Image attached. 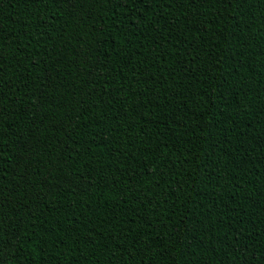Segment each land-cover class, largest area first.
<instances>
[{"label":"trees","instance_id":"16d2710c","mask_svg":"<svg viewBox=\"0 0 264 264\" xmlns=\"http://www.w3.org/2000/svg\"><path fill=\"white\" fill-rule=\"evenodd\" d=\"M0 264H264V0H0Z\"/></svg>","mask_w":264,"mask_h":264}]
</instances>
